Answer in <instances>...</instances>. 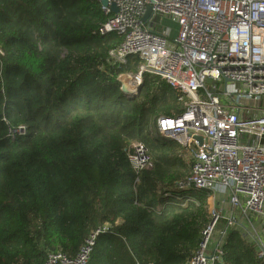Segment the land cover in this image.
<instances>
[{
  "label": "trees",
  "instance_id": "obj_1",
  "mask_svg": "<svg viewBox=\"0 0 264 264\" xmlns=\"http://www.w3.org/2000/svg\"><path fill=\"white\" fill-rule=\"evenodd\" d=\"M105 20L98 0H0V264L74 256L104 224L89 264H187L198 248L212 191L178 187L191 162L156 127L185 108L156 74L123 92L141 60H108L123 37L100 34ZM21 123L27 134L9 138ZM133 141L152 168H133ZM223 250L215 264H263L237 231Z\"/></svg>",
  "mask_w": 264,
  "mask_h": 264
},
{
  "label": "built area",
  "instance_id": "obj_2",
  "mask_svg": "<svg viewBox=\"0 0 264 264\" xmlns=\"http://www.w3.org/2000/svg\"><path fill=\"white\" fill-rule=\"evenodd\" d=\"M98 1L106 15L98 32L123 37L108 60L126 64L131 56L140 57L130 91L143 83L144 73L156 74L185 108L156 119L160 134L180 143L191 162L189 176L178 187L209 189L212 198L228 194L233 207L261 218L264 226V0ZM168 19L178 25L174 38ZM27 132L21 123L9 125L7 135L16 139ZM128 156L137 172L153 167L140 141L131 142ZM209 213L187 264L222 260V244L211 250V240L223 218L228 225L236 218L215 204ZM109 229L104 224L92 230L74 256L50 252L44 264H89L98 235ZM258 256L264 264V228Z\"/></svg>",
  "mask_w": 264,
  "mask_h": 264
},
{
  "label": "crops",
  "instance_id": "obj_3",
  "mask_svg": "<svg viewBox=\"0 0 264 264\" xmlns=\"http://www.w3.org/2000/svg\"><path fill=\"white\" fill-rule=\"evenodd\" d=\"M222 200H218L217 203H211L209 200V209L212 205H217L223 210L225 216L234 215L236 218V223L233 225H228L227 219L223 218L211 240V250H213L218 242L222 244V248L226 242L228 234L234 230L237 231L245 241L251 245L258 255L259 239L263 233V222L261 218L253 216L249 213H245L241 207H233L230 203L228 194H222Z\"/></svg>",
  "mask_w": 264,
  "mask_h": 264
},
{
  "label": "rangeland",
  "instance_id": "obj_4",
  "mask_svg": "<svg viewBox=\"0 0 264 264\" xmlns=\"http://www.w3.org/2000/svg\"><path fill=\"white\" fill-rule=\"evenodd\" d=\"M167 22V26L170 29L171 32V37L174 38V36L177 34V30H178V25L175 21L173 20H166ZM135 74H133V72L130 73H125L122 74V80L123 81H130L132 79H134ZM130 79V80H129ZM155 128V127H154ZM223 196L222 195H216L215 198L210 197L209 200L211 199V203H217L218 200H222Z\"/></svg>",
  "mask_w": 264,
  "mask_h": 264
},
{
  "label": "water",
  "instance_id": "obj_5",
  "mask_svg": "<svg viewBox=\"0 0 264 264\" xmlns=\"http://www.w3.org/2000/svg\"><path fill=\"white\" fill-rule=\"evenodd\" d=\"M105 3V2H104ZM113 9L114 10H117V8L115 6H113ZM151 11V7L149 6L148 8V14L149 12ZM141 86L142 84L139 85V87L137 88L136 91H130L127 87V85L125 83L122 84V87L121 89L123 90V92L128 96V97H131V98H135L136 96H138L140 94V91H141Z\"/></svg>",
  "mask_w": 264,
  "mask_h": 264
},
{
  "label": "bare ground",
  "instance_id": "obj_6",
  "mask_svg": "<svg viewBox=\"0 0 264 264\" xmlns=\"http://www.w3.org/2000/svg\"><path fill=\"white\" fill-rule=\"evenodd\" d=\"M133 83H134V79H132V80H130V81L127 82V87H128L129 90H132L131 89V86L133 85Z\"/></svg>",
  "mask_w": 264,
  "mask_h": 264
}]
</instances>
